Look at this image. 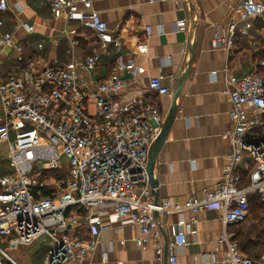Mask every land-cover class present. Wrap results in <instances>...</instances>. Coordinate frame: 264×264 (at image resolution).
Segmentation results:
<instances>
[{
  "label": "built area",
  "instance_id": "1",
  "mask_svg": "<svg viewBox=\"0 0 264 264\" xmlns=\"http://www.w3.org/2000/svg\"><path fill=\"white\" fill-rule=\"evenodd\" d=\"M40 1L56 20L76 21L80 29L90 31L94 47L81 62L51 64L41 55L43 44L30 53L24 43H16L12 34L2 31L0 21V67L5 60L12 62V68L0 77V151L7 147L5 158L11 169L0 175V264H23L10 251L37 242L50 245L43 264H86L99 241L79 235L78 229L118 233L125 226L137 227L136 244L153 245L161 258V228L164 224L169 228L168 219L174 215L178 231L167 235L168 262L179 264L176 250L196 235L197 216L215 206L223 210L225 231L220 242L227 245L225 264H264V253L248 258L234 234L227 232L228 227L248 221L252 197L264 205V78L259 72L237 77L226 70L225 95L232 104L233 130L225 137L233 153L218 187L183 204L168 199L155 204L148 154L165 118L146 91L132 99L120 96L127 85L124 73L132 78L140 74L135 58L118 62L101 82L87 81L81 71L96 72L110 47L120 53L121 36L95 11L94 0ZM8 11L7 0H0V12ZM239 17L241 21L258 19L264 25V0H242ZM176 29L188 33L187 19L178 20ZM146 32L151 35L150 28ZM235 33L233 22L228 37L215 40L212 46L230 49ZM75 46L72 40L69 57ZM259 66L264 69V61ZM148 91L172 95L162 78L152 79ZM247 157L252 170L244 177L240 166ZM50 172L62 179L47 176ZM36 189H49L51 195L37 197ZM107 260V253H102L101 261Z\"/></svg>",
  "mask_w": 264,
  "mask_h": 264
},
{
  "label": "crops",
  "instance_id": "2",
  "mask_svg": "<svg viewBox=\"0 0 264 264\" xmlns=\"http://www.w3.org/2000/svg\"><path fill=\"white\" fill-rule=\"evenodd\" d=\"M241 1H93L95 11L109 29L121 36L123 48L118 53L110 47L102 55L101 65L96 72L81 71L87 81L93 84L103 81L118 62L124 63L134 57L140 74L132 78L127 72L124 73L127 85L120 96L132 99L146 91L147 97L158 105L165 118L171 108L172 95L150 93L149 83L154 78H162L163 86L173 93L191 58V52L194 53L177 117L155 166L160 200L183 204L190 197L201 198L206 191H214L221 183L223 168L233 153L232 143L225 137L233 130L229 117L232 104L225 95L229 88L226 70L243 77L254 71L259 72V65L264 61V25L258 19L240 20ZM187 2L190 3V13L186 9ZM7 3L9 11L0 12L2 31L12 34L16 43H24L30 53H36L38 46L43 44L42 57L57 65L71 59L81 62L91 53L93 35L80 29L78 22L56 20L50 8L40 0H7ZM191 16L194 18L190 21ZM181 19H187L191 32L177 31L176 23ZM233 22L236 23V33L232 47L228 50L215 49L212 43L228 37V28ZM147 28L151 29V35L147 34ZM73 31L76 33L70 36ZM72 40L76 46L73 56L69 57L67 52ZM11 68L12 62L5 60L0 67V77ZM6 150L4 146L0 151V175L11 172L4 157ZM251 168V161L247 157L240 166L244 177L248 176ZM222 214V207L215 206L197 216L196 235L189 238L185 247L176 250L179 264H225L228 250L227 245L220 242L225 231ZM105 221L109 222V219L105 218ZM177 223L178 217L174 215L168 219L169 228L163 225L168 236L178 231ZM77 231L85 238L99 241L96 253L88 258L86 264H169L165 258V239L164 255L158 258L153 245L141 247L136 244L140 236L137 227L125 226L118 233L111 230L100 232L97 228ZM227 232L234 234L229 227ZM49 248V242H37L16 250L22 251L16 257L23 264H32L33 258L39 255L37 258L43 264ZM102 253L108 255L106 262L101 261Z\"/></svg>",
  "mask_w": 264,
  "mask_h": 264
},
{
  "label": "water",
  "instance_id": "3",
  "mask_svg": "<svg viewBox=\"0 0 264 264\" xmlns=\"http://www.w3.org/2000/svg\"><path fill=\"white\" fill-rule=\"evenodd\" d=\"M189 5H190V3L187 2L186 3V9L190 13L191 10H190ZM193 18L194 17L191 16L190 21L193 20ZM188 28H189L188 32H191V25ZM193 55H194V53L191 52V58L186 65L185 71H184L183 75L181 76L180 80L178 81V83H177V85H176V87L172 93L171 108L169 110V113L165 117L162 131H161L160 135L158 136V138L154 141V143L152 144V146L149 150L147 173L149 176L150 185L152 188V195H153L155 204H158L159 200H160V193L158 191L159 181L157 180V177L155 175V166L157 163L159 153H160V151H161V149H162V147L166 141V138L169 134V131H170V129H171L176 117H177L178 110H179V101H180L183 89L185 87V84H186V82L189 78L190 72H191V67L193 64ZM154 216H155V218H159L158 213H155ZM161 231H162V234H163L164 239L166 241L165 258L168 259V247H167L168 236L162 228H161Z\"/></svg>",
  "mask_w": 264,
  "mask_h": 264
},
{
  "label": "trees",
  "instance_id": "4",
  "mask_svg": "<svg viewBox=\"0 0 264 264\" xmlns=\"http://www.w3.org/2000/svg\"><path fill=\"white\" fill-rule=\"evenodd\" d=\"M259 74L264 78V69L260 68ZM47 176L57 178L58 180L62 179V176L57 174V172H50ZM38 191L40 192V195H37ZM35 192L37 197L41 196L47 198L51 195L49 189H36ZM250 204V217L252 215L253 218L258 217L264 213V205L260 204L256 197L251 198ZM244 225L232 227V231L235 234L234 241L238 243L241 252L245 256L251 259L257 258L261 253H264V229L261 232H258L256 237L253 238L250 231H244V229H241Z\"/></svg>",
  "mask_w": 264,
  "mask_h": 264
},
{
  "label": "rangeland",
  "instance_id": "5",
  "mask_svg": "<svg viewBox=\"0 0 264 264\" xmlns=\"http://www.w3.org/2000/svg\"><path fill=\"white\" fill-rule=\"evenodd\" d=\"M2 152V149H1ZM6 154V151L4 153V155ZM5 157V156H4ZM253 216V215H252ZM250 217L248 222L241 228L244 229V231H250V234L252 235V237H256V235L258 234V232H261L264 229V213H262L260 216L258 217ZM252 225V226H251ZM20 250V249H19ZM22 251H10V253L16 258L17 253H21ZM33 252V251H32ZM25 254V253H24ZM39 257V255L37 256ZM33 258V262L32 264H41V260L39 261L38 258Z\"/></svg>",
  "mask_w": 264,
  "mask_h": 264
}]
</instances>
